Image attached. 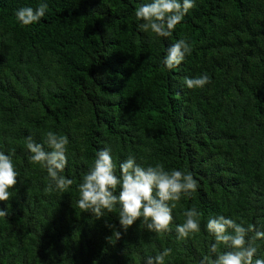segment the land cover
<instances>
[{"label": "trees", "instance_id": "trees-1", "mask_svg": "<svg viewBox=\"0 0 264 264\" xmlns=\"http://www.w3.org/2000/svg\"><path fill=\"white\" fill-rule=\"evenodd\" d=\"M42 2L45 16L22 25L16 10ZM149 2L0 0V151L14 153L19 173L0 201V264H146L165 248V264H199L231 250L210 251V218L254 226L249 238L264 232V0H195L169 37L139 28L135 11ZM181 38L193 50L168 69ZM205 74L202 88L184 83ZM49 131L69 139L63 175L74 183L63 193L48 191L46 168L29 159L28 138L44 144ZM104 148L117 176L129 155L193 174L198 188L177 202L171 231H148L141 218L124 232L119 205L100 219L77 206ZM193 207L200 231L180 239ZM254 246L253 260L264 259V238Z\"/></svg>", "mask_w": 264, "mask_h": 264}, {"label": "clouds", "instance_id": "clouds-1", "mask_svg": "<svg viewBox=\"0 0 264 264\" xmlns=\"http://www.w3.org/2000/svg\"><path fill=\"white\" fill-rule=\"evenodd\" d=\"M195 7V0H151L141 4L135 11L137 20H143L139 25L143 31H151L159 37L172 35L175 26L181 22L185 14ZM48 4L42 2L38 7H23L16 10V17L24 26L39 22L45 16ZM193 48L186 38L177 40L167 50L163 63L168 69L181 64ZM210 82L208 75L196 78H185V85L192 88H202ZM47 145V148L45 147ZM69 139L66 135H58L49 131L44 144L35 142L31 137L27 140V149L31 153L29 159L34 164L46 168L50 183L48 191L53 188L66 192L74 183L63 172L68 164ZM50 149V150H48ZM12 154L0 151V201H8L11 197L9 189L18 183V171L13 163ZM117 165L113 161L110 149L104 148L96 153L93 166L82 177L79 184V199L77 206L82 212H90L96 219L104 217L105 210L112 212L119 205V224L124 232L137 220H141L148 231L156 233L171 231L173 222L172 211L181 200V196H190L198 188V182L191 172L172 169L157 163L155 166L143 167L129 155L120 163V175H116ZM120 188L119 194L116 189ZM186 220L176 225L178 238L185 239L191 233L200 231L201 213L195 208L184 212ZM8 210L0 209V217H7ZM109 227H114L109 225ZM207 230L215 237V243L210 251L217 253L218 245L224 244L231 250L216 255L215 259L204 256L199 264H264V259L253 260L257 248L254 240L264 238V232L256 231L255 237H248L254 226L247 228L232 218L220 215L210 218ZM231 230V231H229ZM113 237L115 240H113ZM121 238L120 231H114L111 237H106L110 243ZM172 252L165 248L154 257L149 256L146 264H165V257Z\"/></svg>", "mask_w": 264, "mask_h": 264}]
</instances>
